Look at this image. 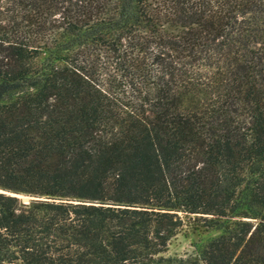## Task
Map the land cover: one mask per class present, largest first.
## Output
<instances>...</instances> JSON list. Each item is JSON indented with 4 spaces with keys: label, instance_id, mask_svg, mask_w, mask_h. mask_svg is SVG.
<instances>
[{
    "label": "trees",
    "instance_id": "obj_1",
    "mask_svg": "<svg viewBox=\"0 0 264 264\" xmlns=\"http://www.w3.org/2000/svg\"><path fill=\"white\" fill-rule=\"evenodd\" d=\"M0 264H264V0H0Z\"/></svg>",
    "mask_w": 264,
    "mask_h": 264
},
{
    "label": "rangeland",
    "instance_id": "obj_2",
    "mask_svg": "<svg viewBox=\"0 0 264 264\" xmlns=\"http://www.w3.org/2000/svg\"><path fill=\"white\" fill-rule=\"evenodd\" d=\"M41 57L36 62L40 61ZM16 197L20 200L21 198H25L26 200L23 203H27L32 199H39L27 195H17ZM180 217L182 226L168 241L166 252L162 255L164 258L196 257L195 247L217 235L216 231L196 228L192 223L193 216L180 215Z\"/></svg>",
    "mask_w": 264,
    "mask_h": 264
},
{
    "label": "water",
    "instance_id": "obj_3",
    "mask_svg": "<svg viewBox=\"0 0 264 264\" xmlns=\"http://www.w3.org/2000/svg\"><path fill=\"white\" fill-rule=\"evenodd\" d=\"M21 200H22V202H25L26 199L25 198H21Z\"/></svg>",
    "mask_w": 264,
    "mask_h": 264
}]
</instances>
